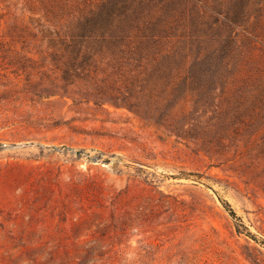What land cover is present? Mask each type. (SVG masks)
<instances>
[{"label": "rangeland", "instance_id": "obj_1", "mask_svg": "<svg viewBox=\"0 0 264 264\" xmlns=\"http://www.w3.org/2000/svg\"><path fill=\"white\" fill-rule=\"evenodd\" d=\"M0 264H264V0H0Z\"/></svg>", "mask_w": 264, "mask_h": 264}, {"label": "trees", "instance_id": "obj_2", "mask_svg": "<svg viewBox=\"0 0 264 264\" xmlns=\"http://www.w3.org/2000/svg\"><path fill=\"white\" fill-rule=\"evenodd\" d=\"M243 17H241V15H234L232 17H226V22H229L231 25H234V24H242L244 21L242 19Z\"/></svg>", "mask_w": 264, "mask_h": 264}, {"label": "water", "instance_id": "obj_3", "mask_svg": "<svg viewBox=\"0 0 264 264\" xmlns=\"http://www.w3.org/2000/svg\"><path fill=\"white\" fill-rule=\"evenodd\" d=\"M26 145V144H25Z\"/></svg>", "mask_w": 264, "mask_h": 264}]
</instances>
